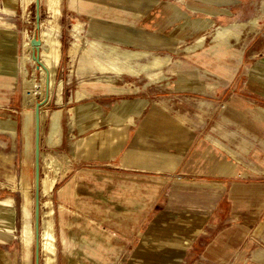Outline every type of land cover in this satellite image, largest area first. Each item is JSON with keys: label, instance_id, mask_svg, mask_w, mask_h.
<instances>
[{"label": "crops", "instance_id": "crops-1", "mask_svg": "<svg viewBox=\"0 0 264 264\" xmlns=\"http://www.w3.org/2000/svg\"><path fill=\"white\" fill-rule=\"evenodd\" d=\"M19 1L0 0L16 25L0 28V129L11 128L0 131V264H24L30 170L35 183L34 125H27L34 107L25 104L19 68L30 28ZM61 4L63 32L78 21L83 40L171 60L159 81L141 76L120 92L96 86L82 90L83 100L72 71L63 77V99H51L68 114L63 129L57 109L54 148L65 144L59 153L70 167L50 196L56 264H264V0ZM255 17L258 30L246 27L230 46L213 48L219 27ZM195 19L213 23L200 30ZM62 67L73 68L68 55Z\"/></svg>", "mask_w": 264, "mask_h": 264}, {"label": "bare ground", "instance_id": "bare-ground-1", "mask_svg": "<svg viewBox=\"0 0 264 264\" xmlns=\"http://www.w3.org/2000/svg\"><path fill=\"white\" fill-rule=\"evenodd\" d=\"M34 1L36 0H22L23 10L25 11ZM61 3H62V0H46V11L48 14V20H45L43 22L41 21L42 22L41 23L42 25V29H41L42 46H41V51H40L41 59H42L43 64L46 67V70L42 67L39 68V73H40L39 82H36V80L34 79L35 73H33V76L31 78L29 76L27 65L29 63H32V64H37V63L33 59L34 46L32 45V42H31L32 36L28 34V31L27 33L26 31L24 32L23 52H22V56L19 58V68H20V71L23 77L24 91H25L24 99H25V104L27 105H31V106L33 105L36 95L39 94L41 97L45 95L46 89L48 87L47 85L48 77L50 79L49 80L50 99H52V96L55 95L59 103L62 100L63 81L58 82L56 80L58 68L60 67V64L63 58V52H62L63 44L58 35L60 32L59 20L62 15V12H61L62 4ZM206 19H195L191 21V24H193L196 28L206 29L213 23V20L211 19L206 20ZM260 19L261 17H255L245 23H235V24H231L230 26L219 27L216 30V34L214 37L216 39L219 38V36L230 38V36H232L231 30L234 29L235 27L236 28L239 27L242 29H245L246 27H248L249 29L256 31L261 26ZM0 27L5 28V29H12V28H15L16 26L15 24L7 23V22L3 23L0 21ZM76 28L77 27L75 26L74 31H77ZM71 36L74 38L75 41L72 42L70 47L67 49V55L70 58L74 59L77 54H79L80 52L84 54L87 49H86V45L84 47H81V44L83 43L85 44V42L80 33L72 32ZM108 48L110 50V55H114L115 53L116 59L120 63V68L110 67V68H107V70H109L110 73H114L118 75L127 73L131 76H139L144 73H149L154 69H161L167 63L170 62L169 57H165V58L155 57L148 63H142L140 59H142L145 56H148L147 52H143V51L119 52L118 48L116 47L108 46ZM135 62L137 63L134 65L133 63ZM35 71H36V68H35ZM113 90L114 91H124L125 89L113 87ZM86 95L87 94L85 92L79 91L77 93V99L83 100L86 97ZM60 112L61 111H57V110L52 113H50L47 110H43L42 112L43 122H45L47 119L51 121L50 128H49V134L47 138L48 145L53 142V138L58 131V128H59L58 121H59ZM69 113L71 114L73 118L74 115H76L75 108L70 109ZM9 125L11 127L12 124L10 123ZM27 125L28 126L34 125V113H29L27 115ZM6 129L9 130L11 128L4 127L0 129V131H5ZM12 132L13 134H15L14 131ZM54 160L55 158L50 152H42V163H43V167L46 169V171L44 172V175L42 176V183H41V194H42V198L45 199L42 202V208L47 210L46 212L47 219L43 222V225L41 227V264H56L57 237H56L55 225L52 219V216H54L53 215L54 210H53L52 202L50 200V196L58 181L57 177L52 174L53 173L52 163ZM69 172H70V169L66 170L60 178H64ZM27 191H28V187L25 186L24 191H23L24 195H27ZM30 216H31V213L28 210V208L26 206H23L22 241L24 242V245L35 242L34 224L32 226L28 221V218Z\"/></svg>", "mask_w": 264, "mask_h": 264}, {"label": "rangeland", "instance_id": "rangeland-1", "mask_svg": "<svg viewBox=\"0 0 264 264\" xmlns=\"http://www.w3.org/2000/svg\"><path fill=\"white\" fill-rule=\"evenodd\" d=\"M11 13L12 12L7 7H2L0 5V21L1 22H3V23L7 22L8 23L11 16L9 17L7 15H11ZM35 14H36L35 1L25 11L23 10L22 0L19 1V16L23 17L21 20V24L24 23L26 26H29V28H30L29 35L30 36H33V34L35 33ZM16 18H19V17L16 16ZM41 18H42V22L45 20H48V14L46 11V0H41ZM59 25H60V32L58 35L60 38V35L62 34L61 41L63 44L62 45L63 58H62V62L60 64V67L58 68L56 80L58 82L62 81L63 77H65L66 75H69V72L72 71V72H70V74L73 75V90L74 91L78 89V90H81V91L83 90L86 92V90L92 89V87H96V86H104L105 88L109 89L110 85H113V87H116V88H123L127 83L135 82L136 80L141 79L142 78L141 76L146 77L150 81H155V80H158L160 78V72L162 71V68L161 69H154L149 73H144V74H141L139 76H131L127 73H124L121 75L110 73L109 70H107V68H110V67L111 68L112 67L120 68V63L116 59L115 53H114V55H110V50H109L108 46L118 48L119 52H123V51L147 52L148 56H145L142 59H140V61L142 63H148L155 57H159V58L169 57V56L151 55L148 51L136 50V49L129 48V47L118 46V45H115L113 43H107V42H104L102 40H96V39H92L90 37H86L84 39L85 44L84 43L81 44V47H84L86 45V49H87L86 52L84 54L82 52H80L79 54L76 55V57L74 59L71 58V60L73 62V68H70V69L65 68L62 66L65 63V60L67 61V48H69L71 43L74 42L75 40L73 37H72L73 39H71L69 36L70 30L72 28L70 25H65L64 32L61 28L60 20H59ZM75 26L77 27L76 28L77 31H74ZM83 27L84 26H82V24L80 22L76 21V23H74V25H73L71 33L72 32H74V33L78 32L82 35ZM243 30L244 29H242V28H239V27L236 28L235 27L234 29L231 30L232 36H230V38H228V37L225 38V37L219 36V38L216 39L214 37L216 34V31L214 33V29H213V31H212L214 33V35L212 37L213 48L217 49L219 47H224L226 45L230 46L232 43V39L239 40L241 38ZM69 42H71V43H69ZM204 42H205V39L201 38L200 44L202 45V44H204ZM22 46H23V43H22ZM21 56H22V54L20 55V57ZM170 60H171V58H170ZM136 63L137 62H135L133 64L135 65ZM36 66H37V64H32V63H29L27 65L30 78L33 76V73H35L34 79L36 80V82H39L40 73H39V69H37ZM35 68H36V71H35ZM23 85H24V83H23ZM76 86H78V87H76ZM63 91H64V83H63ZM116 92H120V91H116ZM40 97L41 96L39 94L36 95L34 103L39 101ZM52 98L55 99V102L57 101V98L55 95H53ZM62 99H63V94H62ZM51 101L52 100L50 99L49 104L47 106H45L43 108V110L54 111V110L61 108L63 110L62 125H63V129H64L65 123L68 121V114L66 113L64 106H62V105L56 106V104H54L53 101L52 102ZM34 103H33L32 107L34 106ZM61 115H62V111L59 113V121H58L59 122V132L56 135L57 137H54L53 142L51 144H49L50 146H48L49 148H53V149H49L45 145V140H47V138H48L50 123H51V121L49 119H47L45 122H43V136H42V152H44V151L50 152L54 156L55 160L52 163V172H53L52 174L57 177L58 181H59V179H61L60 177L65 172L64 170H67L66 168H70L68 166H65V163H64L65 158H64L63 153H59L61 150H65V144L61 148H59V147L54 148L61 143V138L59 137V136H61V131H60L61 130ZM75 116L76 115H74L73 118L71 116V118L73 119V123L75 122ZM64 143H66L65 138H64ZM60 160L62 163H60ZM49 161H47V162H49ZM62 166H64L63 170H61ZM45 171H46V169L43 167V163H42V176L44 175ZM29 176H30V181H28V182H30V186L28 188L27 195H24L25 196V202H24L23 206H26L28 208V210L30 211L31 216L28 218V221L33 226V224H34V177H33V170H30ZM44 200L45 199L42 198V202ZM41 212H42L41 213V217H42L41 227H42L43 222L47 219L46 218L47 210L42 208ZM25 247H26V255H25L24 264H29V261L31 259V250H32V264H35V255H34L35 242L34 243H28L25 245Z\"/></svg>", "mask_w": 264, "mask_h": 264}, {"label": "water", "instance_id": "water-1", "mask_svg": "<svg viewBox=\"0 0 264 264\" xmlns=\"http://www.w3.org/2000/svg\"><path fill=\"white\" fill-rule=\"evenodd\" d=\"M35 33L32 36V45L34 46L33 59L37 63V69L40 67L46 70L42 62L40 51L42 46L41 39V0L35 1ZM49 77L47 78V89L45 95L40 97L34 104V133H35V183H34V229H35V264H41V211H42V136H43V108L50 102Z\"/></svg>", "mask_w": 264, "mask_h": 264}]
</instances>
